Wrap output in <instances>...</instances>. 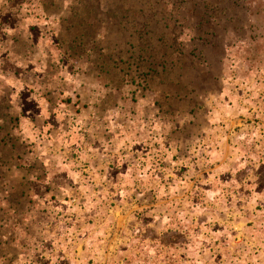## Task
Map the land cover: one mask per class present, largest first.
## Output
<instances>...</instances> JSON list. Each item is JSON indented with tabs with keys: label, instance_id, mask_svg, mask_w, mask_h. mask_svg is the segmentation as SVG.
Here are the masks:
<instances>
[{
	"label": "rangeland",
	"instance_id": "rangeland-1",
	"mask_svg": "<svg viewBox=\"0 0 264 264\" xmlns=\"http://www.w3.org/2000/svg\"><path fill=\"white\" fill-rule=\"evenodd\" d=\"M0 264H264V0H0Z\"/></svg>",
	"mask_w": 264,
	"mask_h": 264
}]
</instances>
